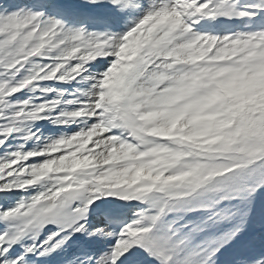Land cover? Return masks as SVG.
<instances>
[{"label":"snow or ice","instance_id":"obj_1","mask_svg":"<svg viewBox=\"0 0 264 264\" xmlns=\"http://www.w3.org/2000/svg\"><path fill=\"white\" fill-rule=\"evenodd\" d=\"M0 264H264V0H0Z\"/></svg>","mask_w":264,"mask_h":264}]
</instances>
